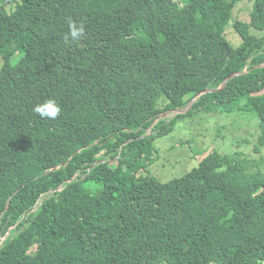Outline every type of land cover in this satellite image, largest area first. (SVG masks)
Masks as SVG:
<instances>
[{"label":"trees","instance_id":"16d2710c","mask_svg":"<svg viewBox=\"0 0 264 264\" xmlns=\"http://www.w3.org/2000/svg\"><path fill=\"white\" fill-rule=\"evenodd\" d=\"M242 1L0 0V264L264 262V0L235 48ZM70 21L85 34L65 43ZM49 98L55 120L32 111ZM238 99L259 159L214 149L181 178L149 172L177 120Z\"/></svg>","mask_w":264,"mask_h":264},{"label":"rangeland","instance_id":"374dc122","mask_svg":"<svg viewBox=\"0 0 264 264\" xmlns=\"http://www.w3.org/2000/svg\"><path fill=\"white\" fill-rule=\"evenodd\" d=\"M254 1L244 0L234 8L233 19L225 36L235 48L242 44V40L232 24L235 20L249 21ZM152 8L155 11V7ZM40 24L33 18L27 22V25L33 29ZM258 35L264 36V32H259ZM16 59L17 57L12 62ZM246 103L245 99H238L213 112L201 110L191 117L177 120L172 125L171 133L156 140L157 150L153 154V163L148 166L149 172L161 182L181 178L198 167L203 158L214 149L223 154L241 151L259 159L261 155L255 152L259 120L255 114L246 109ZM180 111L173 114L165 113L162 118H172ZM152 131L149 129L147 135L153 133ZM261 154L264 155V149ZM262 171L264 172V167ZM145 174L144 171L139 172V175ZM4 239L2 237L0 245Z\"/></svg>","mask_w":264,"mask_h":264},{"label":"clouds","instance_id":"9594fccd","mask_svg":"<svg viewBox=\"0 0 264 264\" xmlns=\"http://www.w3.org/2000/svg\"><path fill=\"white\" fill-rule=\"evenodd\" d=\"M69 32L65 37V43L70 41H79L85 34V25L83 23L69 22ZM32 111L38 115L41 119L55 120L62 113V107L56 99L49 98L41 103H37Z\"/></svg>","mask_w":264,"mask_h":264},{"label":"water","instance_id":"95a60500","mask_svg":"<svg viewBox=\"0 0 264 264\" xmlns=\"http://www.w3.org/2000/svg\"><path fill=\"white\" fill-rule=\"evenodd\" d=\"M237 74H234L232 75V77L236 76ZM212 90L211 89H208L206 90L204 93H208V92H211ZM200 95H197L194 100H193V103L197 100V98L199 97ZM180 111V110H179ZM178 111H175L174 113H177ZM182 112H186V111H180L179 113H182Z\"/></svg>","mask_w":264,"mask_h":264},{"label":"built area","instance_id":"2783aa9c","mask_svg":"<svg viewBox=\"0 0 264 264\" xmlns=\"http://www.w3.org/2000/svg\"><path fill=\"white\" fill-rule=\"evenodd\" d=\"M174 113V112H173ZM173 113H171V114H173Z\"/></svg>","mask_w":264,"mask_h":264}]
</instances>
